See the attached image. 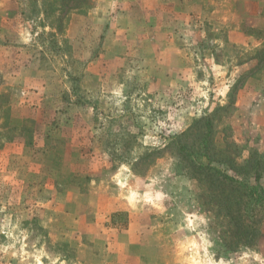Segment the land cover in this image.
Masks as SVG:
<instances>
[{
    "label": "rangeland",
    "instance_id": "rangeland-1",
    "mask_svg": "<svg viewBox=\"0 0 264 264\" xmlns=\"http://www.w3.org/2000/svg\"><path fill=\"white\" fill-rule=\"evenodd\" d=\"M76 1L0 0V264H264V0Z\"/></svg>",
    "mask_w": 264,
    "mask_h": 264
},
{
    "label": "trees",
    "instance_id": "trees-1",
    "mask_svg": "<svg viewBox=\"0 0 264 264\" xmlns=\"http://www.w3.org/2000/svg\"><path fill=\"white\" fill-rule=\"evenodd\" d=\"M78 3V0L76 1V3H74V5H76ZM63 4V2H62ZM79 6H83V8H88L89 5L87 4V0H84L83 3H81ZM3 97L0 96V99ZM207 126L209 127V125L207 124ZM24 129V128H23ZM56 139L54 137H52L49 134H46V138H45V148H44V155L46 156L47 159H50L53 161L54 159V152L53 149H55V145H53V142ZM204 142H205V138H204ZM206 144L204 143V146ZM207 147V145H206ZM208 166H210L211 168H216L218 169V167L211 165V161L209 160V164ZM254 180H255V184L253 185H243L245 187V192L249 194V197L252 199H255L259 205H261L262 207H264V187L260 185V173L258 171V169H255L254 171ZM223 177H226L230 180H234L236 181L231 175H227L224 174ZM241 182V181H240ZM240 184V183H239Z\"/></svg>",
    "mask_w": 264,
    "mask_h": 264
}]
</instances>
